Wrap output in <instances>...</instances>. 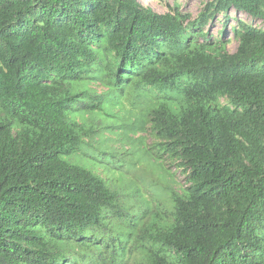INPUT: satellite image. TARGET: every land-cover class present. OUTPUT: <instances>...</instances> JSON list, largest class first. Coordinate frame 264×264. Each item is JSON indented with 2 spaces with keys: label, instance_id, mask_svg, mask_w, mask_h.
Wrapping results in <instances>:
<instances>
[{
  "label": "trees",
  "instance_id": "trees-1",
  "mask_svg": "<svg viewBox=\"0 0 264 264\" xmlns=\"http://www.w3.org/2000/svg\"><path fill=\"white\" fill-rule=\"evenodd\" d=\"M154 2L0 0V264H264V0Z\"/></svg>",
  "mask_w": 264,
  "mask_h": 264
},
{
  "label": "rangeland",
  "instance_id": "rangeland-1",
  "mask_svg": "<svg viewBox=\"0 0 264 264\" xmlns=\"http://www.w3.org/2000/svg\"><path fill=\"white\" fill-rule=\"evenodd\" d=\"M141 2H148L150 3V5L155 9L156 12H163L164 11V8L161 7L160 5H158L156 2H154V0H140ZM180 3L182 4V8L185 12H188V13H191L193 14L194 16H196L199 11L201 10V7H202V3L200 2V0H179ZM169 3L172 4L173 3V0H169ZM232 15L235 16V17H238L250 24H253V25H257V26H263V23L261 21H255L253 20L250 16H248L247 14L245 13H237V12H232ZM216 25H213L212 26V31L214 33H217L218 32V29L221 28L223 26V22H216L215 23ZM231 24H235V21L232 20L231 21ZM226 37L229 38V36L231 37L232 36V32L231 30L227 29L226 31ZM236 47H237V42L236 41H233L230 45H229V51L230 52H234L236 50ZM125 106H128L127 103H122V105L116 109H112L110 107L109 109V112L110 113H117V111H121L123 114L126 113L125 110H124V107ZM120 113V114H122ZM119 117V115H118ZM181 180H183V176L180 177Z\"/></svg>",
  "mask_w": 264,
  "mask_h": 264
}]
</instances>
